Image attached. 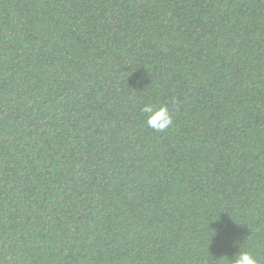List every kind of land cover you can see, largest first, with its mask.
<instances>
[{
  "label": "trees",
  "instance_id": "16d2710c",
  "mask_svg": "<svg viewBox=\"0 0 264 264\" xmlns=\"http://www.w3.org/2000/svg\"><path fill=\"white\" fill-rule=\"evenodd\" d=\"M240 247L264 264V0H0V264Z\"/></svg>",
  "mask_w": 264,
  "mask_h": 264
},
{
  "label": "clouds",
  "instance_id": "9594fccd",
  "mask_svg": "<svg viewBox=\"0 0 264 264\" xmlns=\"http://www.w3.org/2000/svg\"><path fill=\"white\" fill-rule=\"evenodd\" d=\"M141 113L146 116L148 127L156 131H165L173 126V113L166 104L159 107L152 104H145L141 108ZM230 264H259L257 256L250 251L242 250L236 252L229 258Z\"/></svg>",
  "mask_w": 264,
  "mask_h": 264
}]
</instances>
